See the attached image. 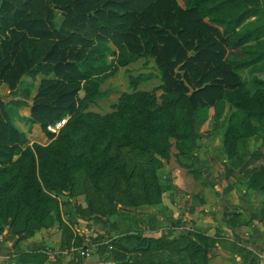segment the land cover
<instances>
[{
	"label": "trees",
	"instance_id": "1",
	"mask_svg": "<svg viewBox=\"0 0 264 264\" xmlns=\"http://www.w3.org/2000/svg\"><path fill=\"white\" fill-rule=\"evenodd\" d=\"M144 59L154 62L157 74L130 84L158 78L166 95L160 105L153 96L134 94L122 97L118 113L90 110L119 67ZM245 69L264 73L262 0H1L0 82L15 95L23 77L43 78L31 104L0 100V194L17 183L20 202L41 222L52 194L71 200L80 169L94 182L111 171L114 158L107 151L114 141L161 165L166 138L194 144V124H203L208 110L231 93L240 121L226 132L223 152L237 160L236 142L253 134L247 122L264 128V80L253 79L258 90L249 95L238 74ZM9 106L18 114L25 109L20 122L31 131L38 126L49 144L30 145L10 120ZM61 120L57 135L47 131ZM258 158L257 152L233 164L249 191L264 194V165L253 166ZM152 243L176 245L183 264H210L217 237L190 232Z\"/></svg>",
	"mask_w": 264,
	"mask_h": 264
},
{
	"label": "rangeland",
	"instance_id": "2",
	"mask_svg": "<svg viewBox=\"0 0 264 264\" xmlns=\"http://www.w3.org/2000/svg\"><path fill=\"white\" fill-rule=\"evenodd\" d=\"M156 74L152 60L119 67L100 86L105 96L90 110L100 116L118 113L122 97L134 94L153 96L160 105L166 95L159 88L158 78L140 82L136 88L130 84L141 75ZM238 74L249 95L258 90L253 79L264 80V73L249 69L239 70ZM42 78L23 77L15 95L0 82V100L5 104L14 101L31 104ZM83 95L81 91L78 96ZM236 98V93L228 94L219 105L208 110L203 124H194V144L168 136L167 158L157 157L161 165L150 163L147 154L121 147L114 141L107 151L114 158L111 171L94 182L80 169L74 179L71 200L52 194L48 213L41 222L20 202L17 183L0 194V233L11 235L14 245L5 264H131L136 258L140 264L186 262L176 245L160 248L152 242L163 237L173 240L192 232L183 221L186 212L208 215L206 209L213 212L212 208L226 203L232 192L239 197L243 191L247 194L241 168H235L233 162L241 160L245 164L258 152L253 166L264 165V128L255 122H247L253 134L236 142L237 160H230L223 152L226 132L240 121L239 112L232 105ZM5 110L14 125L26 133L30 145L49 144L41 139L38 126L31 131L29 125L20 122L19 116L27 113L25 109L19 111L20 115L14 106ZM223 217L228 216L225 213ZM82 251L89 256L82 258Z\"/></svg>",
	"mask_w": 264,
	"mask_h": 264
},
{
	"label": "crops",
	"instance_id": "3",
	"mask_svg": "<svg viewBox=\"0 0 264 264\" xmlns=\"http://www.w3.org/2000/svg\"><path fill=\"white\" fill-rule=\"evenodd\" d=\"M232 193L226 203L213 207V212L206 209L208 215L186 212L183 221L192 232L217 237L210 264H264V194L243 191L239 197ZM3 250L11 252L6 246Z\"/></svg>",
	"mask_w": 264,
	"mask_h": 264
},
{
	"label": "built area",
	"instance_id": "4",
	"mask_svg": "<svg viewBox=\"0 0 264 264\" xmlns=\"http://www.w3.org/2000/svg\"><path fill=\"white\" fill-rule=\"evenodd\" d=\"M65 125V120H61L58 121L56 123H54L53 125H49L47 127V131L51 132V133H58L60 131V129ZM10 248L12 249L14 247L13 243H12V237L11 235H9L8 233H1L0 234V264L7 262L9 257L7 255V253L5 252L4 247ZM80 256H82V258H86L89 256L88 252H80Z\"/></svg>",
	"mask_w": 264,
	"mask_h": 264
},
{
	"label": "water",
	"instance_id": "5",
	"mask_svg": "<svg viewBox=\"0 0 264 264\" xmlns=\"http://www.w3.org/2000/svg\"><path fill=\"white\" fill-rule=\"evenodd\" d=\"M61 21H62V18H59V19H58V22H61Z\"/></svg>",
	"mask_w": 264,
	"mask_h": 264
}]
</instances>
